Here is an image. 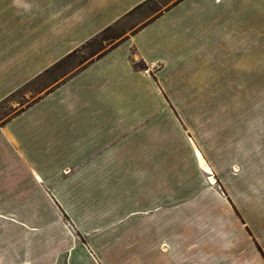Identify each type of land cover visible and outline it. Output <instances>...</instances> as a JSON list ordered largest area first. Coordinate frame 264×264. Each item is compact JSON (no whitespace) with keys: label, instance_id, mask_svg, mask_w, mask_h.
<instances>
[{"label":"crops","instance_id":"0c3cea01","mask_svg":"<svg viewBox=\"0 0 264 264\" xmlns=\"http://www.w3.org/2000/svg\"><path fill=\"white\" fill-rule=\"evenodd\" d=\"M151 1L0 0V264H264V0Z\"/></svg>","mask_w":264,"mask_h":264},{"label":"rangeland","instance_id":"374dc122","mask_svg":"<svg viewBox=\"0 0 264 264\" xmlns=\"http://www.w3.org/2000/svg\"><path fill=\"white\" fill-rule=\"evenodd\" d=\"M178 0H155L151 1L150 4H148L147 8L144 10L143 13H141L138 17L145 16L144 13H148L152 15V13H155L157 9H161L162 7L170 6L173 3L177 2ZM127 28L125 27H113L101 37L94 39L93 41L89 42L87 45L83 46L82 49L79 50L77 54L67 63V65H77V64H84L93 57L101 54L105 50H107L109 47L113 46L115 43L117 44L127 33ZM19 97L21 95L13 98L11 101L7 104H4L0 106V120L5 119L7 116H10L12 114L13 109L15 107H18L19 104L23 102V100H20ZM256 100H252V104L255 105L256 109L259 110V108H264V84H259L257 86V95ZM19 102L14 107H12L13 102ZM251 101V100H250ZM248 103V101H246ZM252 106V105H251ZM244 159V156H243ZM253 163H256V158L253 157ZM239 170V167H235L232 172H236ZM252 184L253 187H261V184L264 185V181H259L254 178L252 175Z\"/></svg>","mask_w":264,"mask_h":264},{"label":"built area","instance_id":"2783aa9c","mask_svg":"<svg viewBox=\"0 0 264 264\" xmlns=\"http://www.w3.org/2000/svg\"><path fill=\"white\" fill-rule=\"evenodd\" d=\"M155 68L157 67V65L156 66H154Z\"/></svg>","mask_w":264,"mask_h":264},{"label":"water","instance_id":"95a60500","mask_svg":"<svg viewBox=\"0 0 264 264\" xmlns=\"http://www.w3.org/2000/svg\"><path fill=\"white\" fill-rule=\"evenodd\" d=\"M211 180H214L213 178H211Z\"/></svg>","mask_w":264,"mask_h":264},{"label":"trees","instance_id":"16d2710c","mask_svg":"<svg viewBox=\"0 0 264 264\" xmlns=\"http://www.w3.org/2000/svg\"><path fill=\"white\" fill-rule=\"evenodd\" d=\"M179 1V0H178ZM107 31H105V33H106Z\"/></svg>","mask_w":264,"mask_h":264},{"label":"bare ground","instance_id":"6f19581e","mask_svg":"<svg viewBox=\"0 0 264 264\" xmlns=\"http://www.w3.org/2000/svg\"><path fill=\"white\" fill-rule=\"evenodd\" d=\"M206 169H208V168H206ZM213 183V182H212Z\"/></svg>","mask_w":264,"mask_h":264}]
</instances>
